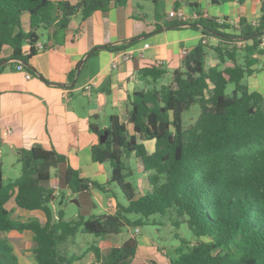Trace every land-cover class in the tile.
Listing matches in <instances>:
<instances>
[{"label": "trees", "instance_id": "1", "mask_svg": "<svg viewBox=\"0 0 264 264\" xmlns=\"http://www.w3.org/2000/svg\"><path fill=\"white\" fill-rule=\"evenodd\" d=\"M210 1L219 5L234 0ZM127 2L0 0V64L10 59L16 67L23 63L32 73L30 60L51 47L74 17L84 20L96 11ZM25 15L28 30L24 28ZM260 19L261 25L255 27L242 18L240 35L227 32L231 27L216 17H200L189 23L166 21L167 28L190 26L202 30V41L172 71L169 82H163L168 73L163 67L140 71L146 88L130 96L128 122L133 125L132 131L113 115L105 129L108 139L92 147L93 160L111 166L106 184L91 182L68 169L66 189L72 194L93 188L110 192L109 186L116 183L127 205L118 204L112 214L73 220H66L61 209L55 220L51 203L59 199L62 204L66 197L64 190L56 194L50 186L51 171L64 163L66 156L34 145L21 149V174L15 181L5 183L0 162V236L12 230H30L36 242L35 264H74L80 256L63 252L61 245L76 239L79 233L101 238L118 235L124 228L140 227L144 218L160 215L175 228L186 224L195 236L188 240L176 234L181 244L169 264H264V94L251 91L244 83L258 62L255 55L264 52L260 46L264 7ZM44 35L47 42L41 50L38 43ZM210 37L217 38L218 43H205ZM237 37L252 41L244 49V62L239 58ZM125 46L106 44L99 48L118 51ZM5 48L11 49L9 59L3 57ZM209 50L218 63L207 68ZM229 85H234L231 95L227 92ZM193 104H199L201 113L195 124L184 128L183 113ZM148 140H155L153 151L145 145ZM132 156L140 159L146 175L147 184L141 189L129 181L134 174L128 163ZM13 198L20 208L42 210L46 223L36 218L15 220L7 207ZM131 214L139 217L132 219ZM138 249L135 235L108 252L92 246L96 256L92 264H131ZM0 264H19L14 247L1 238Z\"/></svg>", "mask_w": 264, "mask_h": 264}, {"label": "crops", "instance_id": "2", "mask_svg": "<svg viewBox=\"0 0 264 264\" xmlns=\"http://www.w3.org/2000/svg\"><path fill=\"white\" fill-rule=\"evenodd\" d=\"M176 3L179 4L177 8ZM263 7L262 0H234L219 5L210 0H128L124 6L113 5L109 10L96 11L84 20L80 16L74 17L51 47L30 60V78L26 71L16 68L15 62L9 59L11 49L5 48L3 57L9 60L0 66V162L3 170L7 165L16 169L14 174L19 173L16 164H20L19 155L23 148L41 145L54 149L65 155L66 161L52 169L49 184L52 188L57 186L64 190L66 200L77 207L71 214V208L64 203L66 200L62 204L59 199L53 201L54 219H58L61 209L66 220L115 213L117 205L122 204L110 199L106 203L99 189L77 194L66 189L68 169L78 171L80 177L91 182L106 184L112 170H108L107 163L95 162L92 158V147L100 140L99 131L108 128L113 115L119 116L132 131L133 125L128 122L130 96L146 88L139 78L140 71L163 67L168 71L165 79H171L172 71L182 65L185 55L202 41L204 35L200 29L165 27L166 21H174L168 18V12L179 9L188 14L198 12L204 17H216L231 27L227 32L240 35V20L246 18L251 22L260 18ZM157 25L162 28L158 29ZM24 28L29 29L27 15L24 16ZM206 40L211 45L218 43L215 37ZM40 42H47L45 35ZM147 43L149 47H145ZM106 44L126 46L118 51L99 48ZM244 49H240L241 62L245 60ZM129 51L132 57L124 60L122 53ZM255 57L258 62L252 66L254 72L245 77L244 83L251 91L264 94V52ZM114 62L117 66H113ZM217 63L214 52L209 50L206 67ZM93 81L94 87L87 92L85 86ZM145 145L153 151L155 140H148ZM18 177L8 179L15 181ZM7 207L15 220L36 218L43 224L47 221L42 210L20 208L14 198ZM102 209L105 212H101ZM3 236L9 237L19 264L36 263L33 253L36 242L32 231L12 230L4 232ZM114 236L117 235L101 238L98 244H88L86 251L72 254L80 256L74 264H92L96 256L91 247L98 246L107 252V247L117 246L112 245ZM136 237L139 252L145 241ZM62 248L67 253L69 247Z\"/></svg>", "mask_w": 264, "mask_h": 264}, {"label": "rangeland", "instance_id": "3", "mask_svg": "<svg viewBox=\"0 0 264 264\" xmlns=\"http://www.w3.org/2000/svg\"><path fill=\"white\" fill-rule=\"evenodd\" d=\"M170 80L171 79L167 77L164 82H169ZM233 89L234 85H229L227 88L228 94L231 95ZM200 113L201 108L199 104H193L189 110H186L183 113L184 128H188L189 126L195 124ZM128 163L134 171V174L132 178L129 179V181H131L134 186L139 189L146 186V175L143 172L141 161L132 156L128 160ZM16 165H18L17 167L20 169L17 175L14 174L16 169H13L12 166H5V183L11 182V180L8 178H16L20 176L21 164ZM107 167L108 170L111 171V166L109 163H107ZM109 187L111 189L110 192H100L103 200L107 203L108 199H110L111 201L118 202L126 206L127 200L118 184L113 183ZM64 203L68 204L71 208L69 211L71 214L77 210V207L75 206L76 204H71L69 200H66ZM101 212L105 211L102 209ZM129 217L133 219L139 216L131 214ZM176 234H179L181 237H185L188 240H194L195 238L192 231L186 224H182L179 228H175L171 225L167 218H163L160 215H154L151 216L149 220L144 218V224L140 226V232H137L135 227H130L128 229L124 228L120 234L112 237L111 241L113 242L112 245H120L132 235L138 236V238L140 236L141 239L148 244L142 243L143 248L139 250L138 255L132 260L131 264H153V262H156L157 264H169V259L175 256V250L181 244L180 239L176 238ZM0 238L8 240V242L12 244L9 241V237L1 235ZM100 239L101 237L99 238L94 234L79 233L76 236V239H74L75 242H73V240H69V242L62 244L61 247H69V249L66 248V251L70 255L82 253L86 251L88 244H98ZM65 244H67V246ZM108 249L109 248L107 247V252L110 250ZM62 250L65 249L62 248Z\"/></svg>", "mask_w": 264, "mask_h": 264}, {"label": "built area", "instance_id": "4", "mask_svg": "<svg viewBox=\"0 0 264 264\" xmlns=\"http://www.w3.org/2000/svg\"><path fill=\"white\" fill-rule=\"evenodd\" d=\"M205 15L203 14H200L198 12H193V13H186L182 10H179V9H172L171 11L168 12V18L169 19H172V20H178V21H181L183 23H189V22H192V21H195V20H198L200 17H204ZM251 24L255 27H259L261 25V19L260 18H256L254 20L251 21ZM237 35V34H236ZM248 41H251V40H245L244 38H240V37H237L236 38V45L239 49H243L247 46V42ZM205 43H207L208 41L205 39L204 40ZM261 48H264V34L262 35L261 37V44H260ZM38 47L42 50L44 49V44L39 42L38 43ZM145 47H149V44H145ZM122 58L124 60H129L131 57H132V52H124L122 53ZM113 66H117V63H113ZM17 69L19 70H24L26 71V76L28 78H30L32 76V74L30 72H28L26 69H25V65L23 63H20L17 67ZM95 85V82H90L88 83L86 86H85V90L87 92H90L92 90V87H94ZM53 189H55L56 191V194H59L60 190L58 189L57 186H54ZM110 207L112 206V204L109 205ZM136 231L137 232H140V228L139 227H136Z\"/></svg>", "mask_w": 264, "mask_h": 264}, {"label": "water", "instance_id": "5", "mask_svg": "<svg viewBox=\"0 0 264 264\" xmlns=\"http://www.w3.org/2000/svg\"><path fill=\"white\" fill-rule=\"evenodd\" d=\"M5 62L1 63L0 66H2ZM109 137V132L105 130L101 135H100V142L104 143Z\"/></svg>", "mask_w": 264, "mask_h": 264}]
</instances>
